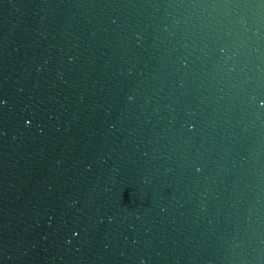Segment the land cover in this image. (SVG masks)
<instances>
[{
    "label": "water",
    "instance_id": "water-1",
    "mask_svg": "<svg viewBox=\"0 0 264 264\" xmlns=\"http://www.w3.org/2000/svg\"><path fill=\"white\" fill-rule=\"evenodd\" d=\"M0 264H264V0H0Z\"/></svg>",
    "mask_w": 264,
    "mask_h": 264
}]
</instances>
